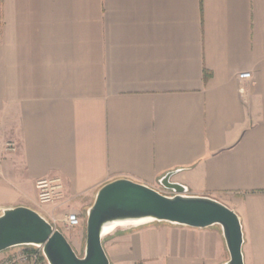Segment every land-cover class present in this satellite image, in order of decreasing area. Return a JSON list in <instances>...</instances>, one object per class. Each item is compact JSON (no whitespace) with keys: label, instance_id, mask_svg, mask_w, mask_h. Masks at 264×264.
Returning a JSON list of instances; mask_svg holds the SVG:
<instances>
[{"label":"crops","instance_id":"crops-1","mask_svg":"<svg viewBox=\"0 0 264 264\" xmlns=\"http://www.w3.org/2000/svg\"><path fill=\"white\" fill-rule=\"evenodd\" d=\"M169 171L233 209L244 264H264V0H0V211L36 210L81 256L99 186L163 190ZM40 178L60 179L54 202ZM102 244L110 264L229 259L217 225L117 226Z\"/></svg>","mask_w":264,"mask_h":264},{"label":"water","instance_id":"water-1","mask_svg":"<svg viewBox=\"0 0 264 264\" xmlns=\"http://www.w3.org/2000/svg\"><path fill=\"white\" fill-rule=\"evenodd\" d=\"M174 173L169 171L158 180L170 193L125 177L99 186L86 210L81 256L36 210L24 205L4 208L0 211V253L16 246H41L49 264H110L102 244L106 229L150 220L195 228L217 225L229 254L227 264H244L238 214L214 197L188 194L184 185L171 180Z\"/></svg>","mask_w":264,"mask_h":264},{"label":"built area","instance_id":"built-area-1","mask_svg":"<svg viewBox=\"0 0 264 264\" xmlns=\"http://www.w3.org/2000/svg\"><path fill=\"white\" fill-rule=\"evenodd\" d=\"M250 74L244 72L240 74V78H247ZM16 145L8 142L5 150L14 151ZM35 189L37 192V201L40 204L52 203L60 196L62 192V184L59 178H40L35 181ZM64 223L67 228L74 229L81 224L80 217L75 212H68L64 217ZM54 226V225H53ZM57 228L56 226H54ZM31 250L14 251L0 260V264H49L46 260L42 247L33 246Z\"/></svg>","mask_w":264,"mask_h":264},{"label":"bare ground","instance_id":"bare-ground-1","mask_svg":"<svg viewBox=\"0 0 264 264\" xmlns=\"http://www.w3.org/2000/svg\"><path fill=\"white\" fill-rule=\"evenodd\" d=\"M149 222H151L150 220H143V221H139V222H130V223H121V224H119V226H125V225H138V224H145V223H149ZM114 226H112V227H109V228H107L106 229V231H105V233L107 234L108 232H111V231H113L114 230Z\"/></svg>","mask_w":264,"mask_h":264},{"label":"trees","instance_id":"trees-1","mask_svg":"<svg viewBox=\"0 0 264 264\" xmlns=\"http://www.w3.org/2000/svg\"><path fill=\"white\" fill-rule=\"evenodd\" d=\"M26 248H27V250H31V249H33L32 247L33 246H25Z\"/></svg>","mask_w":264,"mask_h":264},{"label":"rangeland","instance_id":"rangeland-1","mask_svg":"<svg viewBox=\"0 0 264 264\" xmlns=\"http://www.w3.org/2000/svg\"><path fill=\"white\" fill-rule=\"evenodd\" d=\"M159 187L162 188L160 185H159ZM162 189H163V188H162ZM163 190H165V189H163ZM22 247H23V246H22ZM20 250H23V249L21 248Z\"/></svg>","mask_w":264,"mask_h":264}]
</instances>
